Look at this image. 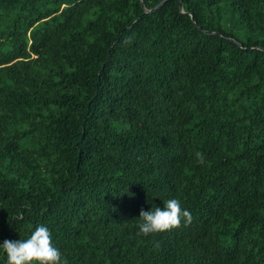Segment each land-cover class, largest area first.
<instances>
[{
  "label": "trees",
  "instance_id": "trees-1",
  "mask_svg": "<svg viewBox=\"0 0 264 264\" xmlns=\"http://www.w3.org/2000/svg\"><path fill=\"white\" fill-rule=\"evenodd\" d=\"M40 224L66 264H264V0H0V243Z\"/></svg>",
  "mask_w": 264,
  "mask_h": 264
},
{
  "label": "clouds",
  "instance_id": "clouds-1",
  "mask_svg": "<svg viewBox=\"0 0 264 264\" xmlns=\"http://www.w3.org/2000/svg\"><path fill=\"white\" fill-rule=\"evenodd\" d=\"M198 161L204 163L203 153H195ZM164 207H152L148 211H140L138 235L145 237L163 233L174 228L190 224L191 213L182 207L176 198L167 199ZM0 253L6 258V264H66L62 253L53 243L50 229L40 224L23 239L4 240L0 243Z\"/></svg>",
  "mask_w": 264,
  "mask_h": 264
},
{
  "label": "water",
  "instance_id": "water-1",
  "mask_svg": "<svg viewBox=\"0 0 264 264\" xmlns=\"http://www.w3.org/2000/svg\"><path fill=\"white\" fill-rule=\"evenodd\" d=\"M164 1L165 0H161L156 6H154L153 8H147L144 4H143V0H140V2H141V5H142V7H143V10H144V12H146V13H149V12H153V11H155V10H157L159 7H161L162 6V4L164 3ZM179 9H180V11H183V7H182V2L181 1H179ZM191 15V14H190ZM191 17H192V15H191ZM194 24H196V22H194ZM239 45L241 46V44L239 43Z\"/></svg>",
  "mask_w": 264,
  "mask_h": 264
}]
</instances>
